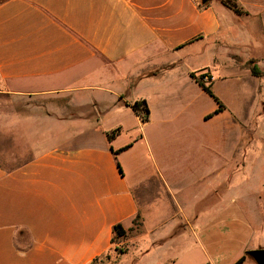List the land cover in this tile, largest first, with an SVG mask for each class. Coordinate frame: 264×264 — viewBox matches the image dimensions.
Wrapping results in <instances>:
<instances>
[{"label": "crops", "instance_id": "obj_1", "mask_svg": "<svg viewBox=\"0 0 264 264\" xmlns=\"http://www.w3.org/2000/svg\"><path fill=\"white\" fill-rule=\"evenodd\" d=\"M223 1L0 0V264H95L117 245V224L127 230L126 241L134 240L129 232L137 216L149 246L177 248L174 242L194 237L203 257L197 264L242 257V264H258L250 252L264 250V225L255 231L250 221L237 220L250 211L226 209L227 200L249 197L236 192L244 165L220 147L219 136L209 140L219 162L192 179L213 178V189L196 199L212 195L213 209L191 212L170 171L193 163L167 159L171 137L186 144L199 140L201 122L238 118L218 96L227 109L209 120L211 112L199 113L206 92L193 74L211 72L214 92L221 66L197 72L183 61L206 48L229 58L242 53L248 59L241 68L252 75L255 60L264 74L259 59L249 57L264 50V0H236L241 15ZM170 96L182 113L191 112L181 114L179 131L175 114L154 108ZM139 100L148 105L147 122L131 107ZM117 128L109 141L107 133ZM260 192L264 205V183ZM152 216L159 222L146 229ZM151 249L128 264H150L144 256ZM127 258L106 256L108 264Z\"/></svg>", "mask_w": 264, "mask_h": 264}, {"label": "rangeland", "instance_id": "obj_2", "mask_svg": "<svg viewBox=\"0 0 264 264\" xmlns=\"http://www.w3.org/2000/svg\"><path fill=\"white\" fill-rule=\"evenodd\" d=\"M216 1L217 0H211V2ZM256 27L255 25V29ZM259 35V33H255L254 37L257 38ZM225 54L226 53L221 51H209V48H206L205 52L199 55V58L183 61L182 65L188 66L190 69L197 72L203 68L221 66L220 68H216L219 79L214 83V93L226 103L230 114L237 115L238 118L236 123L231 117H224L214 124L206 121L201 122L197 127L199 140H192V138H189L186 144L180 143L176 140L178 139L176 137H171L170 145L168 146V151L171 156L167 159L173 162L193 163L194 167H174L170 171L174 180V189H183L182 200L191 212H195L197 209L201 211L213 209L217 201L214 202L212 195L210 199L205 202L199 203L196 201L200 195L202 196L206 191H211L213 189V178H210L209 181L204 183L197 182L196 184H193L192 179L195 176L198 177L202 174L212 172L215 164L219 162L216 156L217 151L215 146L209 143L210 138L219 136L217 140L219 141L220 147L225 149V152H227L228 156L232 157V159L234 156L235 161H237L240 167L244 165V168L240 169L241 172L238 174L242 175H240V177L237 176L238 178L236 177V192L239 196L244 195L249 197V200L247 198L242 201L237 199L234 201L227 200L226 209H231L237 213L241 211H250L251 217H237V220L239 222L241 220L243 223L246 219L247 222L250 221L255 231H259V228L264 225V218L260 213L261 209L264 210V205L260 200V197H262L260 189L264 183V74L262 77H256L248 73L245 68H241L243 67L242 63L248 59V54L245 56L240 53L232 58H229V56ZM249 57L259 59V66L264 67V50H254L249 54ZM203 73L200 71L197 75L200 76ZM208 73L212 78L209 80L206 79L204 82L207 85H211L214 76L211 72ZM174 99L175 98L170 96L167 105L163 103L162 105L154 106V108L157 112L168 111L175 114L178 122H176L174 129L179 131L181 129V114H191V112L187 110L182 113L181 105L175 102ZM215 107L216 103L206 93L199 97V102L197 104L199 113L204 112L207 114L212 112ZM129 119V117L125 118V120ZM148 130L149 129L146 128L144 131L147 135L149 134ZM202 138L204 140V148H201L200 144ZM195 141L199 143V149L194 147L193 143L195 144ZM179 175L183 181L182 185L178 181ZM159 218L160 216L146 218V229H153L155 225L158 224ZM142 225V218L140 220H134L131 232H129L135 237L134 240L130 238V241H126V238L122 240L117 239V245H115L112 251L107 255L112 259L128 257L123 262V264H128L133 258L140 257L141 253L152 247L151 251L144 256L146 257V262L150 264L163 263L173 258L180 260V264H197L202 261L203 257L198 255V250H195L196 238L192 237V239L188 241L174 242L179 243L177 248L172 247L169 243L149 246L147 234L142 233ZM136 235L140 236L138 237L139 239ZM151 239L152 236L150 240ZM256 240L252 238L250 244H253ZM150 243L152 244V241H150ZM242 243L246 245L249 241L246 242V240H244ZM124 249H127L126 253H121ZM107 255H104L103 259L98 260L95 264H108V260L106 259ZM110 261L111 263L114 262L112 260Z\"/></svg>", "mask_w": 264, "mask_h": 264}, {"label": "trees", "instance_id": "obj_3", "mask_svg": "<svg viewBox=\"0 0 264 264\" xmlns=\"http://www.w3.org/2000/svg\"><path fill=\"white\" fill-rule=\"evenodd\" d=\"M223 3L229 7L230 9H232L236 14L238 15H241V14H244V10H242L240 8V6L238 5L237 1L236 0H224ZM207 4V3H206ZM204 4V5H206ZM250 71L252 73V75L254 76H261L262 75V72L261 70L259 69L258 65L256 64V61L255 60H251L250 61ZM193 77L196 79V81L199 83V85L204 89V91L213 99V101L217 104V108L207 114L205 116V119L206 120H209L211 118H213L214 116L218 115L219 113L223 112L226 107L225 105L223 104V102L215 95V93L213 92L212 90V87L211 85H207L205 82H204V78H208V79H211V75L207 72L201 74L200 76H196L195 74H193ZM132 109L134 110V112L140 116V118L142 119L143 122H147L148 120V115H149V109H148V105L146 103L145 100H139V101H136L135 103H133L131 105ZM120 133V128H117L109 133H107V137H108V140L111 141L113 140L114 138H116ZM133 146V143H130L126 146H124L123 148L115 151V154H119L123 151H126L128 150L129 148H131ZM140 216H137V218L135 219L136 220H140ZM114 234H115V237L113 239V243L116 242L117 239H120V238H124L126 237L127 235V230L124 228V226L122 224H117L115 227H114ZM127 249H124L123 251H121V253H126ZM109 256V255H107ZM245 260V257H242L238 262H236L235 264H242Z\"/></svg>", "mask_w": 264, "mask_h": 264}, {"label": "water", "instance_id": "obj_4", "mask_svg": "<svg viewBox=\"0 0 264 264\" xmlns=\"http://www.w3.org/2000/svg\"><path fill=\"white\" fill-rule=\"evenodd\" d=\"M210 0H202V4L208 3ZM254 256L258 264H264V250H256L250 252Z\"/></svg>", "mask_w": 264, "mask_h": 264}, {"label": "built area", "instance_id": "obj_5", "mask_svg": "<svg viewBox=\"0 0 264 264\" xmlns=\"http://www.w3.org/2000/svg\"><path fill=\"white\" fill-rule=\"evenodd\" d=\"M211 78H212V76H211ZM206 79H208L207 77L206 78H204V80H206ZM209 80V79H208Z\"/></svg>", "mask_w": 264, "mask_h": 264}]
</instances>
